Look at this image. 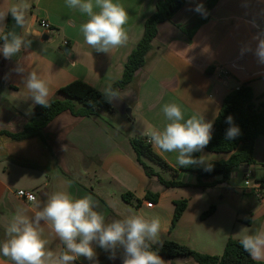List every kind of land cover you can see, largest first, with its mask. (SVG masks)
<instances>
[{
    "label": "crops",
    "instance_id": "1",
    "mask_svg": "<svg viewBox=\"0 0 264 264\" xmlns=\"http://www.w3.org/2000/svg\"><path fill=\"white\" fill-rule=\"evenodd\" d=\"M207 1L188 0L171 21L159 26L147 64L137 72L133 86L119 92L132 109V120L117 111L85 117L63 112L45 128V143L37 137L13 141L0 135V242L6 239V226L18 209L31 218L38 210L36 203L45 204L55 192H68L77 198L90 195L106 222L133 213L149 220L158 218L161 231L151 250L174 241L201 254L221 256L229 239L239 241L242 228L264 230V190L257 197L237 185L241 175L244 181L261 177L264 135L255 142L253 173L245 175L239 168L229 181L221 176L205 180L214 182L206 188L197 186L198 179L192 173L173 178L170 172L166 180L183 185L165 187L156 177L147 176L131 144L138 136L148 139L149 129L167 123L161 110L166 103L181 105L186 117L203 115L214 126L224 98L241 85L248 84L256 98L264 94V64L258 63L252 51L241 53L246 47L254 50L253 37L264 33V0H218L208 21L189 37L182 27L188 28L205 16V12L193 9ZM118 2L128 12L125 29L129 39L126 45L102 53L84 41L80 26L88 19L86 15L68 8L65 0H28L26 28L31 25L41 35L30 37L31 47L11 60L0 54V129L20 132L35 116L38 105L24 88L23 76L14 71L17 62L26 68L23 75L34 70L46 81L49 100L75 80L103 91L104 83L112 85L122 78L124 65L142 38L144 23L154 13L157 0ZM15 3L17 0H0V11ZM10 16L0 31H5ZM41 20L49 22L52 31L44 29ZM51 32L54 36L44 40L43 35ZM57 36H63L67 43L64 51L56 45ZM153 150L170 166L179 167L176 153ZM231 155L204 149L200 152L204 163L199 164L207 167ZM19 190L33 192L36 203L19 198ZM148 194L158 198L149 200ZM181 200L187 207L173 225L175 202ZM148 202L153 206L148 207ZM211 205L216 206L215 212L202 219ZM41 227L49 250L62 251L63 245L51 228L43 222ZM96 252L99 264H122V250L115 259H109V253L99 247ZM160 258L163 264H198L189 257ZM0 264L12 262L0 255ZM73 264L89 261L81 257Z\"/></svg>",
    "mask_w": 264,
    "mask_h": 264
},
{
    "label": "clouds",
    "instance_id": "2",
    "mask_svg": "<svg viewBox=\"0 0 264 264\" xmlns=\"http://www.w3.org/2000/svg\"><path fill=\"white\" fill-rule=\"evenodd\" d=\"M65 4L88 17L81 24L80 31L85 43L95 51L109 53L127 44L129 36L125 25L128 12L118 0H65ZM29 8L28 0H17L11 7L0 11V30L5 28L9 15L15 22L12 30L0 31V40L3 41L0 54L5 59L17 57L31 47L30 37L39 38L41 35L31 25L26 28ZM193 10L200 14L206 11L203 4H197ZM253 39L255 49L242 48L241 53L252 51L258 63L264 64V33H257ZM14 71L23 76L24 88L34 103L47 108L50 89L46 81L34 70L23 75L26 68L19 62ZM103 98L113 106L114 101L122 100L110 83L103 89ZM161 110L167 123L162 128L153 127L147 131L153 147L161 153H176L180 167L204 163L194 153L202 152L212 140L213 122L200 114L186 117L182 106L175 102L164 104ZM225 123L229 125L226 140H233L241 134L231 115ZM29 199L36 203L34 197ZM36 207L38 210L31 218L24 209H18L6 226V239L0 242V255L12 264H73L81 257L89 264H99L96 247L108 252L109 259H115L117 251L122 250V264H163L160 256L151 250L161 231L158 218L149 220L133 213L106 222L105 217L95 210V201L90 195L77 198L68 192H55L47 197L45 204L36 203ZM42 222L58 237L63 245L62 251L49 250L48 242L42 238ZM240 232L239 244L243 250L254 261L264 260V230L242 228Z\"/></svg>",
    "mask_w": 264,
    "mask_h": 264
},
{
    "label": "trees",
    "instance_id": "3",
    "mask_svg": "<svg viewBox=\"0 0 264 264\" xmlns=\"http://www.w3.org/2000/svg\"><path fill=\"white\" fill-rule=\"evenodd\" d=\"M187 1L157 0L154 13L145 22L142 38L132 50L124 65L122 78L112 84L115 90L120 92L133 86L136 82L137 72L147 64V56L152 50L153 41L159 33V26L162 23L171 21ZM217 1L208 0L203 4L206 10L205 16L199 18L188 28L182 27V30L189 37H193L201 25L208 21L211 10ZM11 24L12 17L10 16L4 32L10 30ZM0 43L3 44V41L0 40ZM104 110L116 111L110 103L104 100L103 91L83 80H75L62 87L57 96L49 100L47 108L36 105L35 116L25 124L20 132L14 133L0 129V135H5L13 141L37 137L45 143V128L61 113L70 112L74 116L85 117L98 114ZM229 115L233 117L235 125L239 126L241 130V134L233 140L225 139V132L229 127L225 120ZM262 135H264V94L256 98L252 88L248 84H243L224 98L213 126V138L205 148V150L215 153H232L228 160L212 163L207 167L194 164L188 167L179 166L174 168L155 153L152 144L146 137H135L131 140V144L136 153V160L143 167L147 176L150 178L156 177L165 187H179L183 184L175 180H166L155 170V166L170 172L173 178L180 173H192L198 179L197 186L206 188L213 186L214 182L206 183L205 180L221 176L226 181H229L236 169H244L245 166H248L245 175L249 172L253 173L251 168L255 165L253 158L254 146L256 140ZM194 156L200 158V152L194 153ZM254 182L264 188V165L261 177L255 178ZM129 195H125L124 199L128 200ZM157 198V194L147 195L149 200ZM186 207L187 202L185 200L175 202L173 225L180 219ZM215 209L216 206L211 205L202 214V219L211 216ZM153 250L162 258L189 257L198 264H264V262L254 261L243 250L239 241L234 239L228 240L221 256L201 254L188 246L174 241H166L161 247Z\"/></svg>",
    "mask_w": 264,
    "mask_h": 264
},
{
    "label": "built area",
    "instance_id": "4",
    "mask_svg": "<svg viewBox=\"0 0 264 264\" xmlns=\"http://www.w3.org/2000/svg\"><path fill=\"white\" fill-rule=\"evenodd\" d=\"M41 26L46 29L47 31H52V26L50 25L49 22L45 21V20H41L40 21ZM65 45H67V43L65 42ZM245 190L250 192L251 194H255V196L260 197L264 188L262 186H260L258 183L254 182V181H250V180H246V186H245ZM17 196L27 202H33L32 200L29 199V197H34L36 200V195L33 192H28L25 190H19L17 192ZM148 207H152L153 203L148 202L147 203Z\"/></svg>",
    "mask_w": 264,
    "mask_h": 264
},
{
    "label": "water",
    "instance_id": "5",
    "mask_svg": "<svg viewBox=\"0 0 264 264\" xmlns=\"http://www.w3.org/2000/svg\"><path fill=\"white\" fill-rule=\"evenodd\" d=\"M14 21L12 20V24H11V28L10 30H12L13 26H14ZM17 32H21V29H16ZM54 36V33H45L43 35V39L44 40H47L48 38L51 39L52 37ZM65 53L66 54H69V50L66 49L65 50ZM115 103V106H113V104H111V106L119 113L121 114L122 116H127V117H131L132 116V109L131 107L126 103L124 102L123 100H116L114 101ZM247 169H248V166H245L244 167V172H247Z\"/></svg>",
    "mask_w": 264,
    "mask_h": 264
},
{
    "label": "rangeland",
    "instance_id": "6",
    "mask_svg": "<svg viewBox=\"0 0 264 264\" xmlns=\"http://www.w3.org/2000/svg\"><path fill=\"white\" fill-rule=\"evenodd\" d=\"M146 22V21H145ZM144 25H145V23H144ZM56 45L57 46H59V47H61V49H63V51H64V49H65V39L63 38V36H60V37H56ZM103 57H102V61H103ZM103 85H107V84H103ZM155 168V170L157 171V172H159L160 173V175L163 177V178H165V176L167 177V171H164V170H162V169H160V168H158L157 166H155L154 167ZM166 179V178H165ZM238 186H246V181H244L243 179H242V175L240 176V180L238 181V184H237Z\"/></svg>",
    "mask_w": 264,
    "mask_h": 264
}]
</instances>
